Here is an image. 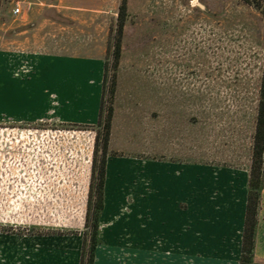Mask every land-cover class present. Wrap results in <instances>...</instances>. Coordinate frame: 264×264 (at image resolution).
I'll list each match as a JSON object with an SVG mask.
<instances>
[{"label": "rangeland", "instance_id": "374dc122", "mask_svg": "<svg viewBox=\"0 0 264 264\" xmlns=\"http://www.w3.org/2000/svg\"><path fill=\"white\" fill-rule=\"evenodd\" d=\"M16 1L1 0L0 83H14L6 68L14 53L49 58L34 107L23 117L0 111V264H81L103 156L95 264H238L264 70L261 9L127 0L115 66L121 0L28 20L23 2L13 15ZM54 68L62 81L48 78ZM102 100V119L111 114L106 152ZM257 218L253 264H264V187ZM168 244L179 251L170 262L159 248Z\"/></svg>", "mask_w": 264, "mask_h": 264}, {"label": "trees", "instance_id": "16d2710c", "mask_svg": "<svg viewBox=\"0 0 264 264\" xmlns=\"http://www.w3.org/2000/svg\"><path fill=\"white\" fill-rule=\"evenodd\" d=\"M261 9L264 15V0H243ZM2 9L0 1V12ZM127 16V0H121L118 7V17L116 24V41L113 46L114 65L116 66L121 56V39L123 27ZM107 62L105 63V74L103 79V95L105 86V77H107ZM108 70V69H107ZM102 95V99H103ZM102 104L99 115V123L101 124L98 139L103 137V149L106 152L108 139L110 134L109 114L106 120L102 119ZM98 150V145H97ZM264 70L261 78L259 91V104L257 109L256 124L253 135V147L251 153V165L248 179V193L245 208L244 226L242 232L241 254L238 264H253L254 251L256 245V234L258 225V209L261 190L264 187ZM97 160L93 167V175L89 186V196L87 203L86 224L88 225V238L83 242L84 252L81 255V264H95V251L100 243V219L105 208V184H106V157L103 156L98 165ZM97 164V165H96Z\"/></svg>", "mask_w": 264, "mask_h": 264}, {"label": "crops", "instance_id": "0c3cea01", "mask_svg": "<svg viewBox=\"0 0 264 264\" xmlns=\"http://www.w3.org/2000/svg\"><path fill=\"white\" fill-rule=\"evenodd\" d=\"M1 1V0H0ZM98 0H23L16 1V3L23 2L27 7V14L25 16V20L29 18H38L44 10L49 8H55L58 11L64 10H93L95 6H93V2H97ZM14 57L8 58L6 61L8 76L13 80V85L7 82L0 83V111L6 113L8 112H16L11 114L14 117H23L22 113L28 112V108H31L34 99V83L40 79L42 65L46 63L49 58L46 55L34 54V55H25L24 53L13 54ZM67 64L74 61L73 57H66ZM3 62L5 63V59L3 56ZM72 60V61H70ZM69 62V63H68ZM66 64V63H65ZM26 66L25 71H21V66ZM62 68H54L47 75L48 78H54V82H60L66 76L65 74H60ZM65 69V66H64ZM68 69V68H67ZM60 74V75H59ZM63 76V78H62ZM34 107V105L32 106ZM175 238V239H174ZM176 240V237L171 236L164 242H173ZM160 251L161 254L168 257V261L176 260V254L179 251L173 245H163ZM158 249V248H157Z\"/></svg>", "mask_w": 264, "mask_h": 264}, {"label": "built area", "instance_id": "2783aa9c", "mask_svg": "<svg viewBox=\"0 0 264 264\" xmlns=\"http://www.w3.org/2000/svg\"><path fill=\"white\" fill-rule=\"evenodd\" d=\"M12 13L15 16H18V15L22 14V8H21L19 3L15 4V7L12 9Z\"/></svg>", "mask_w": 264, "mask_h": 264}]
</instances>
